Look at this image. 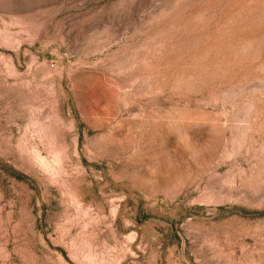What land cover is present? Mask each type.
<instances>
[{"label":"rangeland","instance_id":"rangeland-1","mask_svg":"<svg viewBox=\"0 0 264 264\" xmlns=\"http://www.w3.org/2000/svg\"><path fill=\"white\" fill-rule=\"evenodd\" d=\"M0 264H264V0H0Z\"/></svg>","mask_w":264,"mask_h":264}]
</instances>
